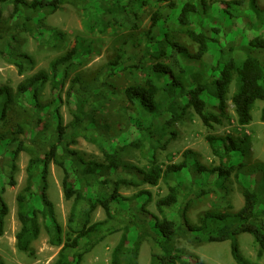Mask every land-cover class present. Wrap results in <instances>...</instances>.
<instances>
[{
    "label": "trees",
    "instance_id": "obj_1",
    "mask_svg": "<svg viewBox=\"0 0 264 264\" xmlns=\"http://www.w3.org/2000/svg\"><path fill=\"white\" fill-rule=\"evenodd\" d=\"M62 1L13 0L12 12L6 19L0 10V57L12 65L19 76L32 72L35 61L30 55L17 53L12 48L11 27L19 25L30 33H38L33 21L35 17L50 8L51 11L57 10ZM82 1H88L91 7L85 15V25L90 33L96 27L97 18L101 20L100 24L111 21L112 25L128 26L131 31L137 27V15L133 9L141 7V0H113L112 6L105 10L101 6L100 13L94 10L96 0ZM160 1L167 3L165 8L168 12L174 11V24L195 45V52H190L174 40L170 30L166 29L158 38L157 33L160 32L157 27L163 19L158 11L154 12L151 29L142 38L146 45L141 51L146 50V54H151L158 62L146 70L148 75L142 83H135L124 90L126 108L122 110V122L111 123L101 117L105 103L102 93L110 89L108 83L86 85L77 75L70 78L72 66L91 49L88 42L79 37L64 54L51 60L46 70L24 77L15 92L7 86L0 87V237L8 215V207L1 196L4 192L6 157H10L8 163L13 174L19 154L25 152L30 156L25 171V186L15 197L19 223L15 234L17 251L34 254L31 245L40 235L38 219L41 218L50 222L45 227L49 244L59 247L51 264H82L85 255L104 239L106 225L114 222L120 225L117 229L121 234L112 250L111 264H137L143 239H147L156 250L151 253L149 264H205L198 256L174 246L173 240L181 232L188 233L196 242L229 241L230 255L236 264H252L240 252L238 235L249 234L258 247L257 256L264 253L262 166L255 169L257 176H253L252 182L245 183L243 205L238 211L230 212V208L225 207L223 211L206 212L196 226L186 219L185 209L179 213V224L173 219L158 218L150 213L146 209L151 201L150 192L141 191L130 197L119 193L121 186L155 187L159 180H163L167 185V194L155 202L157 211L163 215L165 209L177 204L184 181L193 185L190 195L196 197L212 189L223 191V184L234 169L232 166L245 169L242 162L229 164L243 152V142L228 137L221 139V145H218L215 138L208 137L210 150L219 159V166L211 169L197 164L191 157L163 168L158 164L156 155L158 150L166 149L175 135L173 126L186 115L188 109L206 127L219 124L227 107L232 82L236 87L230 102L237 125L246 127L251 123V111L256 102L263 103L260 121L264 123V7L260 8L257 0L219 2L220 14L230 20L232 27L240 26L242 39L229 50H219L215 66L209 68L204 58L211 45L217 44L211 34L218 31V23L212 19L211 26L205 24L209 12L207 0H181L180 6L173 0ZM92 16L94 21L90 18ZM193 20H196V29ZM51 35L56 41L65 38L58 31H52ZM151 45H156L155 51L151 50ZM126 60L132 62V68L139 64L137 55H128ZM126 60L118 54L107 64L109 75ZM46 87H49L50 101L41 102ZM204 97L213 98L214 104L206 102ZM61 104L67 107L71 117L67 124L63 123L60 114ZM128 130L136 135L128 147L145 152V167L139 168L122 160L127 146L121 145L120 138L123 131ZM79 138L97 147L104 163L86 160L77 151L71 150L69 147ZM28 139L34 140L27 142ZM50 164L62 171L63 197L66 201L72 200L67 220L70 232L65 239L47 194ZM101 168L110 171L109 178H100L98 171ZM186 173L196 174L197 180L194 182L190 175L185 179ZM8 178V184L13 186V177ZM97 208L101 209L105 220L93 223L92 214ZM0 264L5 263L0 259Z\"/></svg>",
    "mask_w": 264,
    "mask_h": 264
},
{
    "label": "rangeland",
    "instance_id": "obj_2",
    "mask_svg": "<svg viewBox=\"0 0 264 264\" xmlns=\"http://www.w3.org/2000/svg\"><path fill=\"white\" fill-rule=\"evenodd\" d=\"M12 1H0V10L4 19L9 17L12 12ZM173 1L177 5H181V0ZM221 1L228 2L231 0H207L209 12L205 24L211 26L213 23L212 19H215L218 23V31L211 34L217 40V44L213 43L211 45L208 54L204 58L209 68L215 66L219 50H229L234 43L240 42L242 39L240 26L232 27L230 20L220 14L221 8L219 2ZM112 2L113 0H96L94 2L96 9L94 10L100 13L98 11H102L101 6L105 10L112 6ZM141 2L140 8L133 9L137 15L135 20L137 27L133 31L128 26H114L110 23L111 21H108L109 23L105 21L101 25L99 23L101 20L97 18L96 27L90 33L85 25V15L90 11L91 7H89L88 1L86 3L82 0H63L57 10L51 11L50 8L35 17L33 21L37 25L38 33L36 31L30 33L19 25L12 26L11 34L13 40L10 41V45L17 53L30 55L35 61V68L32 72L19 76L16 69L0 57V87L7 86L15 92L17 85L24 77L38 70H46L49 62L64 54L67 49L73 46L74 39L79 37L84 39L86 43L88 42L87 45H90L91 49L89 54L82 55V59L76 61L75 65L72 66L70 78L77 75L86 85L99 86L101 82L108 83L110 89L102 93L105 96V103L103 111L100 113L101 117L110 120L111 123L122 122L124 115L122 110L126 106L123 97L124 90L135 83H142L148 75L146 70L154 65L155 62H158L151 54H146V50L141 51L146 45L143 44L142 38L151 29V16L154 12L158 11L163 19V22L157 27V31L160 32L157 33L158 38L162 36V33L166 29L170 30L171 37L174 40L185 46L190 52H195V45L174 24V11L168 12L169 10L165 8L166 2L160 0H141ZM257 5L263 8L264 0H257ZM86 8L88 11H85ZM90 18L94 21L93 16ZM38 20L39 23H36ZM195 21L193 20V27L196 29L197 24ZM52 31L64 34V40L56 41L51 35ZM137 45L138 47H135ZM151 50L155 51L156 45H151ZM118 54H121L125 60L128 55H137L139 64L135 68H132L130 67L132 62L126 60L124 64L115 68V71L109 75L107 64L114 60ZM235 87L236 84L232 82L227 95V107L225 113L220 118L219 124L206 127L191 109H188L186 115L173 126L175 135L168 142L166 149L158 150L156 155L158 164L163 168L167 164H178L184 159H190L191 157L197 164L211 169L219 166V159L211 152L207 142L208 137L215 138L218 145L221 139L228 137L235 141L243 142L241 145L244 148L243 152L229 164L231 166L242 162L245 169L232 166L234 169L224 182L223 191L218 192L212 189V191L207 192L205 195L196 197L195 195H190V189L193 185L191 186L188 182L184 181L185 183L181 185L177 204L170 209H165L163 215L157 211L155 202L167 194L165 181L159 180L155 187L149 185H142L137 188L121 186L119 193L124 197H130L141 191L150 192L151 201L148 203L146 209L158 216V218L164 216L173 219L178 224L181 223L179 213L182 209H185L186 219L194 226L199 225L201 217L206 212L223 211L225 207L230 208V212L238 211L243 205L242 190L245 183L252 182L253 176H257L255 175L256 168L262 166L264 169V123L260 121V111L263 103L256 102L251 111V123L246 127L237 125L230 102ZM40 100L41 102L50 101L49 87L45 88ZM204 100L209 104H214L215 101L210 97H204ZM59 109L63 123L67 124L71 119L67 107L61 104ZM107 123L109 122L107 121ZM135 139L136 135L130 130L123 131L121 134L120 143L122 146H127L126 151L122 154V160L124 163L142 168L147 164L145 152L128 147V144ZM31 140L28 139L27 142H31ZM69 148L77 151L86 160L104 163L102 154L97 147L81 138L77 139L75 144ZM186 153L187 157H185ZM6 159L7 163L4 168L5 180L3 182L4 192L1 196L8 207V215L5 218L4 233L0 237V259L5 264H51L56 258L59 247L51 246L48 242L45 227L50 225L49 221L44 222L41 218L38 219L41 232L37 240L31 245L34 250L33 255L21 253L15 247V234L19 229V223L16 218L15 197L25 186V171L30 156L25 152L19 154L16 160V171L13 174L10 172L8 163L10 157L8 156ZM98 173L101 179L110 177V171L105 168L99 169ZM189 175L193 177V181L197 180L196 174L192 175L190 173L185 174V179ZM11 176L14 180L13 186L8 184V177ZM62 177V171L55 165L50 164L47 179V194L54 207L55 219L62 228V238L65 239L70 232L67 220L72 200L66 201L63 197ZM104 220L105 216L103 212L100 208H97L92 214L91 221L94 223ZM119 226L116 222L106 225L104 239L91 252L85 255L82 264H111L112 250L116 246L121 234L120 229H117ZM237 239L240 252L246 260L252 264H264V253L260 257L257 256L258 247L249 234L238 235ZM173 244L175 247L182 248L198 256L205 264H236L230 255L229 241L217 243L196 242L190 238L188 233L181 232L174 238ZM154 251L156 250L152 247L151 243L147 239H143L139 246L137 264H149L150 255Z\"/></svg>",
    "mask_w": 264,
    "mask_h": 264
}]
</instances>
